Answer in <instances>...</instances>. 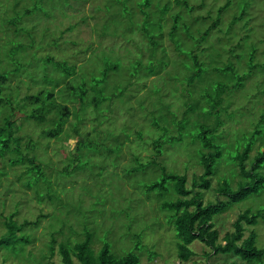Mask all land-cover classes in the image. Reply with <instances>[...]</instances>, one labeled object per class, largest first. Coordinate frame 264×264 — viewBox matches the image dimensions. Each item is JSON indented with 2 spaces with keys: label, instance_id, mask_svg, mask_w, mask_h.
I'll list each match as a JSON object with an SVG mask.
<instances>
[{
  "label": "rangeland",
  "instance_id": "374dc122",
  "mask_svg": "<svg viewBox=\"0 0 264 264\" xmlns=\"http://www.w3.org/2000/svg\"><path fill=\"white\" fill-rule=\"evenodd\" d=\"M104 1L0 0V73L12 69V57L21 68L18 75L6 80V89L12 93L17 91L18 99L34 94L41 88L51 90L50 84L40 83L42 77L50 83H58L62 75L57 70L63 72L61 68L45 62L46 57H52L66 61L64 64L74 69L72 76L64 78L65 84L70 80L74 91L79 92L82 80L89 78L86 86L92 88L89 92L86 90L85 100H95V106L87 103L75 118L73 105L62 99L63 94H56L64 86V81L52 88L51 101L66 105L69 116L57 137L42 139V143L38 144H35V139L39 138L40 126L22 119V110H14L12 119L17 127L15 136L20 137L19 154L34 158L44 178L49 180V185L47 188V185L38 183V187L26 188L22 185L27 177L26 165L10 166L7 163L10 154L0 158V236L5 232L3 222L10 215H14L12 220L16 225L23 221H34L43 215L37 225L24 227L16 233V236L22 235L28 240L21 244L19 251L9 253L0 249V264H61L58 245L67 243L71 247L81 241L84 229L92 234L90 246L94 253L105 243L117 257L132 253L138 260L137 264L239 262L232 254H210L206 257L209 250L197 241L189 245L193 255L186 262L179 261L176 257V239L167 219L168 212L160 210L161 199L156 190L146 192L149 182L159 180L160 172L150 166L135 173L129 171L138 164L146 163L153 155L151 142L160 137L161 132L151 123L156 122L159 127L166 128L167 135L176 136L174 126L181 120L185 109L190 114L186 130L194 121H203L207 126L215 125V115L209 120L201 113L191 114L194 108L187 99L207 98V84L212 81L225 83L229 77H218L210 69L213 67L214 53H220L215 61L223 62L226 58L225 53L215 52V48L223 43L230 19L238 16L243 4L249 5L245 6L246 16L232 23L226 36L230 35L235 41L237 35L244 34L245 29L239 31L238 28L246 18V29L253 30L251 38L258 42L264 36V0H179L186 1L188 6L201 4L190 16L204 17L208 11L210 20L216 17L218 7L229 2L220 11L219 23L210 31V37L199 45L204 51L193 50L192 43L184 38L173 41L174 45L180 43L176 51L172 42L167 40L172 14L178 10L182 21L187 23L189 19L183 10L173 5L172 0L150 1L152 16L148 22L132 13L135 5L142 4L144 0H119L122 17H116L114 10ZM167 1L169 7L162 13H165V24L163 27L162 23L161 35L156 24L160 9ZM24 12L28 14L23 15ZM10 22L16 24L15 29L22 27L23 30L13 31L14 27L8 25ZM209 22L206 20L199 27L204 28ZM144 30L155 39L161 35L158 47L162 49L157 50L155 56L163 58L145 62L146 55L140 57L145 62L144 67L153 68V73L146 77L141 70H137L140 65L137 57L140 52L146 51ZM193 32L194 28L191 29ZM18 45H21L20 49H17ZM254 47L249 42L243 45L242 49L246 50L242 52L247 63L249 52ZM260 49L258 46L256 56L262 61ZM192 51L198 62H203L204 68H210H207V80L202 76L196 80L198 83L187 86L186 80L191 71L185 55ZM227 62L231 63L229 60ZM247 63L240 64L239 68L243 69L240 75L247 72ZM105 68V79L96 85L92 78L101 79V72ZM249 77L239 89H230L231 97L222 104V107L229 105V116L221 117L222 125L214 135L221 153L213 163L209 189L199 191L203 204L218 199L226 206L224 212L212 218L219 241L225 233L232 232V223L238 214L245 210L250 213L261 209L264 211V183L256 194L232 204H228L225 197L217 196L215 191L223 182L231 190L250 182L251 177H241L237 162L232 160L247 144H250V151L243 164L245 169H249L257 154L264 151V70L256 67ZM185 88H191L192 94ZM254 94L257 96H251ZM198 104V109H206L203 100H199ZM28 109L24 108L25 111ZM0 111L1 116L7 113L5 110L2 112L1 108ZM45 118L47 125L56 119L53 108ZM73 130L77 133H73ZM192 132L185 131L181 139L172 145H162L161 155L156 158L166 171L184 175L187 189H190L191 178L202 171L197 163L198 143L191 142ZM28 137L34 145L33 150L29 151L25 150ZM77 142L76 153L73 147ZM16 143L17 140L10 141V149ZM46 163L48 168L44 167ZM59 170L61 176L57 174ZM253 175L264 179V163ZM44 178L42 176L39 181L44 182ZM31 180V186L38 181L34 178ZM35 189L37 195L33 192ZM168 195L171 199L175 198L173 194ZM243 228L242 237L253 231L255 248L263 249L264 222L259 218L254 225H244ZM51 234H54V242L50 255L48 245ZM72 260L77 264L74 258Z\"/></svg>",
  "mask_w": 264,
  "mask_h": 264
},
{
  "label": "trees",
  "instance_id": "16d2710c",
  "mask_svg": "<svg viewBox=\"0 0 264 264\" xmlns=\"http://www.w3.org/2000/svg\"><path fill=\"white\" fill-rule=\"evenodd\" d=\"M150 1L152 2V0H144L142 4L137 3V5H135L136 9H134L132 13L140 15L148 22V19L152 16V11L151 9H149L151 8V6L149 5ZM172 1L173 5H175L179 10H183L186 16L189 17V19H187V23L182 21L178 10L177 12H175V14H172L170 17L169 28L166 34L167 40H169L173 44V41H175V39H185L188 42L192 43V45L194 46L193 50L204 51L203 48H199V45L207 41V39L210 37V31L214 29L219 23L220 11L228 6L229 2L227 1L225 5L218 7V9L216 10V17L213 20H210L208 11L206 12V15L204 17L190 16V13H192L197 7H200L201 4L198 6H188L186 1ZM104 2L114 10L113 13L116 17H122V15L120 14L119 0H105ZM243 5L244 6L241 8L238 16L230 19L229 25L226 28L225 35H223V43H220V45L215 48V52L218 50L225 53L226 58L223 62L215 61L217 60L215 59L216 57L219 58L220 53H214L213 67L210 69V71L218 77H223L225 75L229 77L225 79V83H223L222 81H218L216 83L212 81L210 82V84H207L208 86L205 90V97L207 98L201 96L196 98V100L187 99V101H189V103H191L194 108V112L191 114L201 113L209 120L213 115H215L217 118L215 125L207 126L203 121H194L191 122V126H189L187 128L188 130H186V127L188 125L187 122L189 121L188 117L190 116V114L187 113L185 109L182 112L181 120L177 122L175 121L176 124L174 127L176 129V136L167 135L166 128L159 127L156 122H154L153 124L151 123L153 127L161 132V136L152 140L151 142L153 155L149 160H146V163L138 164L136 167L131 168V170L129 171V173H135L139 170L143 171L146 167L150 166L151 168H157L160 172L159 180H153L149 182V184L146 186V192L156 190L157 196L161 199V203L159 206L160 210L168 212V223H170L172 231L174 233V237L176 239V257L181 262H186L193 255V253L189 249V245L195 241L199 242L209 250V253H207L206 257H208L210 254L213 256H224L229 254L234 255L239 262H232L230 264H262L264 261V248H255V236L253 231L248 232L245 238L242 237L244 225H254L259 218L264 222L263 209L258 210L254 213H250L249 211L245 210L244 212L238 214L236 219L232 223V232L225 233L222 236V239L219 241L218 231L213 226L212 218L213 216L224 212L226 206L222 203V201L218 199H216L213 203L203 204L199 196V191H205L209 189V178L213 173L212 166L214 161L219 158L221 153V151H219L217 148L218 142L216 141L217 138L214 135L216 134L217 128L222 125L221 117L229 116V113L227 112L229 105L222 107L223 102L228 97H231L229 92L230 89H239L240 87H242L243 82L246 79L248 80L250 78V74H252L256 67L258 69H261L262 71L264 70V36L261 37L258 42H255L251 38L253 35V30L250 28L246 29V20H248V18L242 21L240 28H238L239 31H243L245 29L243 32L244 34L237 35L235 41H233V38L230 35L226 36L228 35L226 33L229 32L231 24L235 23L236 21H240L244 16H246V9L249 5ZM168 7L169 1H167V3L163 5L162 9H160L161 11L159 12L160 14L157 20L156 27L161 31L159 32L161 33V35L163 31L162 23L164 22L165 18V13L163 14L164 16L162 15V13L166 12L168 10ZM26 14H28V12H24L23 15ZM206 20L210 21L209 24L204 28L199 27L200 25H202V23L204 24ZM164 24L165 23H163V27ZM8 25L13 26V31L15 32L23 30L22 27L15 29L16 24L14 23L10 22L8 23ZM192 25H195V27H192ZM192 28L195 29V32L193 33H191ZM142 32L147 37L145 40L142 39L145 41L146 51L140 52V55H138L137 57L140 61V65L138 64L137 70H141V72L145 74L146 77L153 73V68L150 69L148 68V66L144 67V63L146 61H149L150 59H163L155 56V52L162 49V47H158V42L161 35H159V37L155 39L153 38V36H150V34L146 30ZM247 42L255 45L254 49L252 48V50H250L249 52L248 63L247 60L245 61L242 52L246 50V48H242L243 45H245ZM178 45H180V43H176L174 45V49L176 51L178 49ZM258 46H260L261 48L260 53L262 54V61L257 59L256 56ZM20 48L21 45H18L17 49ZM143 55H146L145 62H142V60L140 59V57ZM185 56L190 62L188 69L191 71L186 80V85L189 86L192 83H196V80H198L202 76H204V80H207L209 73L208 69L210 67H207L208 69L204 68L203 66L205 65L203 64V62H198L197 56L193 53V51L186 54ZM10 60L13 65L12 69H8L7 73H0V108L2 112L4 110L7 112L2 116L0 115V158H3L6 154H10V156H8L7 158V163L10 166L22 163L26 165L25 174H27V177L22 184L26 188L32 189V187H34V185L36 186L38 183H40L42 186L45 184L48 188L49 180L47 178H44L45 176L40 170V165L35 164V160L33 157L27 155L21 156L19 154L20 152L18 150V143L20 137L15 136L17 127L14 125L12 117L14 116V110H18V112H21L22 110V119L33 122L36 127L40 126L41 131L39 134V138L35 139V144L41 142L42 139H53L57 137L58 134L62 131L63 125L67 121L69 111L66 105L59 103L57 104L54 100L51 101L53 98L52 88L58 87L60 82L63 83L64 78L72 76L74 73V69L71 66L65 65L64 62L66 61L64 60H55V58L46 57L45 62L48 61V63H51L53 66L59 69L61 68L63 70V72L57 70L59 74L62 75L58 78L59 82L50 83L46 81L44 77H42V81H40V83L42 85L50 84L51 90L41 88L34 94L25 95L22 99H18V95L16 94L17 91L12 93L10 90L6 89L8 88V81L6 80H8L10 76L18 75V72L20 71V64L18 65L16 59H13L12 57ZM228 60L231 62L230 64H228ZM244 62L247 63V72L240 75L243 72V69L241 68V70L239 66L240 64L244 65ZM106 72L107 69L105 68L101 72V79L97 80L95 78H92L93 82L96 85L102 82L106 77ZM87 80H82L79 92L74 91V88L69 82L70 80L67 81L66 84L64 81V86L61 87V89H58V91L56 92L57 95L63 94L64 98L62 99L73 105L72 110L75 118L79 116L81 109H83L87 103H91L95 106L94 99H91L89 102L85 100L87 91L89 92V90H91L92 88L86 86ZM228 82L230 83L228 84ZM185 90L190 91V94H192L191 88H185ZM251 96H257V94ZM199 100H203L205 102L206 109H204V107H200V109L197 108V105H199ZM184 102L185 100L183 101L182 105H184ZM26 107L29 108L27 111L24 110V108ZM51 108H53L55 111L56 119L50 121V124L47 125L45 123V117L48 113H50ZM221 112H223V114H221ZM185 131H193L191 142L198 143V149L196 151L197 163L202 170L200 175L191 178L190 189H187L185 187L184 175H177L172 172L166 171L165 167L159 165L156 160V158L161 155V146L164 144L172 145L173 142L179 141ZM73 133L77 132L73 130ZM136 134L137 137L140 138V135L138 133ZM14 140H17V143L14 144V147L12 149H10V141L12 142ZM26 140L25 150H33L32 147H34V145L30 143L29 137ZM78 146V142L74 144L73 152L77 153L76 149L78 148ZM249 151L250 144H247L240 153H237L232 158V160L237 162L236 166L241 177H243L244 179L251 177L250 182H244L240 184L235 190H231L228 185L223 182L220 183L215 190L216 195L225 197L228 201V204L237 203L250 195L256 194L264 183V179L261 176L253 175L258 169L259 165L261 163H264V151L257 154L249 169H245L243 164L247 158V154L249 153ZM44 167L48 168L49 166L46 163L44 164ZM57 172V174L61 176V170ZM42 176L44 178V182L39 181ZM32 178H34V180L36 181L38 180L37 182H35V184H33V186H31ZM33 192L36 195L38 194V191L36 189ZM46 193H49V191L46 190ZM169 193L173 194L175 198L171 199V197H169L168 195ZM52 195L56 199V195L54 193ZM13 216L10 215L7 220L3 222L5 232L2 236H0V249H3L9 253H15L16 251H19L21 244H25L28 241L26 237L22 235L16 236V233L21 232L24 227H32L37 225L39 223V219L43 217V215H39L34 221H23L20 224L16 225L12 220ZM53 235L54 234L50 235V243L48 245V251L50 255L52 253L51 244H53L54 242ZM91 237L92 234L84 229L83 239L81 241L74 243L71 247L68 246L67 243L59 244L57 247V253L60 257L61 264H74L72 260L73 258L76 260L77 264H137L138 260L132 253L117 257L116 255L111 253L108 245L105 243H103L98 251L94 253L91 250L90 246Z\"/></svg>",
  "mask_w": 264,
  "mask_h": 264
}]
</instances>
